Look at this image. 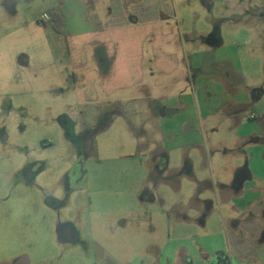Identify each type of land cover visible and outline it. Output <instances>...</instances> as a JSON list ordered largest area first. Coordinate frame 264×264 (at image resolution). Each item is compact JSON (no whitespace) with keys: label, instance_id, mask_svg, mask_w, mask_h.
<instances>
[{"label":"rangeland","instance_id":"1","mask_svg":"<svg viewBox=\"0 0 264 264\" xmlns=\"http://www.w3.org/2000/svg\"><path fill=\"white\" fill-rule=\"evenodd\" d=\"M163 2L182 29L207 30V38L215 24L221 27L222 46L213 51L198 47L209 52L200 68L191 70L189 80L179 71L177 84L166 81L164 89L152 94L136 91L113 97L110 106H91L83 102L80 90L69 92L64 86L51 92L50 86L58 82L53 75H31L34 94L2 101L6 104L0 107V185H6L0 188V200L6 199L0 202V264L22 256L29 264H93L94 244L105 249L107 264H147L151 251L175 237L183 223L172 201L200 194L215 210L222 207L225 212L232 205L226 197L236 174L244 171L247 184L261 185L256 177L264 176V0ZM54 4L55 0H15L13 5L0 0V37L20 21L44 17ZM244 6L248 14L235 19L228 14ZM10 7L16 9L19 22L8 26L2 9ZM224 17L248 29L232 32ZM187 56L192 57L189 52ZM226 56L237 62H221ZM198 78H203L198 89L208 87L215 94L196 106L188 96L197 89ZM219 87L224 92L219 93ZM163 92L172 96L173 104L186 93L181 98L187 108L175 113L184 112L183 117L192 120L187 132L180 131V117L171 124L159 118L168 112L159 111L153 98ZM165 158L167 167L158 168ZM78 161L87 175L83 189L70 190L69 176ZM146 189L164 201L143 202L149 199L148 193L142 198ZM240 210L233 206V212ZM125 219L128 225L119 227ZM66 223L77 228L74 243L57 239V227ZM213 241L222 244L217 238L207 245L216 246ZM177 247L168 244L167 254Z\"/></svg>","mask_w":264,"mask_h":264},{"label":"crops","instance_id":"2","mask_svg":"<svg viewBox=\"0 0 264 264\" xmlns=\"http://www.w3.org/2000/svg\"><path fill=\"white\" fill-rule=\"evenodd\" d=\"M6 1L15 4V0ZM246 7H241V12L237 7L228 10V14L234 19L240 13L248 14ZM2 12L8 26L19 22L14 7L2 9ZM52 13L57 17H52ZM175 18L163 0H55L42 20L27 18L11 26V32L0 37V104L13 96L34 94L31 75L39 78L53 75L58 82L50 86L51 92L58 87L64 90V86L69 92L80 90L83 102L91 106H110L113 97L136 91L147 94L151 90L152 94L153 90L164 89L166 81L170 85L177 84L179 71H185L182 75L189 80L191 70L200 68L209 52L200 51L198 47L205 45L211 51L217 50L223 44V35L219 24L214 25L213 32L206 38L207 30L203 33L198 27L182 29ZM223 20L231 22L228 25L232 32L248 29L247 25L235 23L228 17ZM227 58L221 57V62H237ZM202 79H197V89L188 96L196 106L200 99L209 98L212 92L215 94V90L209 92L208 87L198 89V82L203 86ZM61 80H65V84H61ZM229 86L227 82V89ZM218 89L219 93L224 92V88ZM185 94L182 93L175 104L172 96L164 92L153 98L161 109L159 111L168 112L158 113L160 119H167L171 124L176 116L180 117L177 122L184 124L181 133L187 132L186 127L192 121L183 117L184 112L175 113L178 108H187V102L181 98ZM230 99L228 97V101ZM216 102L213 101L212 105L216 106ZM167 164L165 158L156 166L167 167ZM238 174L236 178L241 176L239 183L234 184L226 197L227 204L232 205H227L225 212L222 207L215 210L200 194L191 195L184 202L172 201L171 207L183 223L177 226L179 231L175 237L167 238L163 246L151 251L147 264H212L226 258L229 264H264V176H257L262 183L254 185L246 183V172ZM5 185L4 181L0 188ZM147 193L149 199L143 202L162 203L163 199H158L147 189L143 190L142 198L148 196ZM249 195L256 198L247 199ZM233 206L241 210L233 212ZM216 213L219 216L212 220ZM194 216H197L198 230L194 227ZM127 223L125 219L118 226L125 228ZM73 229L72 243L78 240L76 226ZM186 230L194 233H184ZM217 238L222 239V244L213 241L216 246L207 245ZM171 243H177L178 247L175 253L168 255L166 246ZM94 245L93 264H107L105 249Z\"/></svg>","mask_w":264,"mask_h":264},{"label":"flooded vegetation","instance_id":"3","mask_svg":"<svg viewBox=\"0 0 264 264\" xmlns=\"http://www.w3.org/2000/svg\"><path fill=\"white\" fill-rule=\"evenodd\" d=\"M28 169H30V165L26 167L25 171H28ZM36 174L34 176H36ZM85 175L87 174L85 173L84 166H82V164L79 161L76 162L73 165L71 169V174L69 176V181L71 184L70 190L73 189L76 191H80L81 189H83L82 182L85 179ZM239 180H240L239 178H236L235 182L237 183ZM5 199L3 200L1 199L0 202L5 201ZM56 235L60 243H72L75 237V230L73 229V226L70 223L60 224L57 227ZM224 261L226 260L219 259L217 261L212 262V264H225ZM9 264H29V260L26 256H22L19 259L12 260Z\"/></svg>","mask_w":264,"mask_h":264},{"label":"built area","instance_id":"4","mask_svg":"<svg viewBox=\"0 0 264 264\" xmlns=\"http://www.w3.org/2000/svg\"><path fill=\"white\" fill-rule=\"evenodd\" d=\"M39 19L42 20V19H43V16L39 17ZM250 118H251V119H254L253 116H250Z\"/></svg>","mask_w":264,"mask_h":264},{"label":"trees","instance_id":"5","mask_svg":"<svg viewBox=\"0 0 264 264\" xmlns=\"http://www.w3.org/2000/svg\"><path fill=\"white\" fill-rule=\"evenodd\" d=\"M51 16H52V17H57V14L52 13ZM20 57H21V56H20Z\"/></svg>","mask_w":264,"mask_h":264},{"label":"water","instance_id":"6","mask_svg":"<svg viewBox=\"0 0 264 264\" xmlns=\"http://www.w3.org/2000/svg\"><path fill=\"white\" fill-rule=\"evenodd\" d=\"M238 183L239 182H237V183L235 182V184H238ZM227 262H228V259L226 258V261H224V263L227 264Z\"/></svg>","mask_w":264,"mask_h":264}]
</instances>
